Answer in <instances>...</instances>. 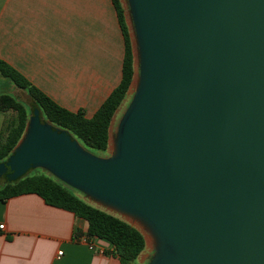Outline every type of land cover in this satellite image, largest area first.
Returning a JSON list of instances; mask_svg holds the SVG:
<instances>
[{
  "label": "water",
  "instance_id": "95a60500",
  "mask_svg": "<svg viewBox=\"0 0 264 264\" xmlns=\"http://www.w3.org/2000/svg\"><path fill=\"white\" fill-rule=\"evenodd\" d=\"M126 2L135 73L108 155L35 109L0 178L47 172L138 230L147 264H264V0Z\"/></svg>",
  "mask_w": 264,
  "mask_h": 264
},
{
  "label": "crops",
  "instance_id": "0c3cea01",
  "mask_svg": "<svg viewBox=\"0 0 264 264\" xmlns=\"http://www.w3.org/2000/svg\"><path fill=\"white\" fill-rule=\"evenodd\" d=\"M123 58L112 0H0V60L68 111L91 118L120 83ZM8 118L0 112V138ZM0 225V264H120L85 220L35 194L0 201Z\"/></svg>",
  "mask_w": 264,
  "mask_h": 264
},
{
  "label": "trees",
  "instance_id": "16d2710c",
  "mask_svg": "<svg viewBox=\"0 0 264 264\" xmlns=\"http://www.w3.org/2000/svg\"><path fill=\"white\" fill-rule=\"evenodd\" d=\"M124 38V58L121 80L91 118L84 112L68 111L31 85L20 73L0 60V76L7 79L15 95L0 93V112H12L15 116L7 119L0 138V161L5 160L21 139L28 119L37 109L43 121L55 129L68 132L88 151L105 152L109 146L110 124L115 112L126 98L135 73L133 48L130 31L120 0H112ZM19 94V96H18ZM21 94L24 98H20ZM35 194L46 205L69 211L86 221L87 237L98 238L111 244L107 254L118 258L120 264H136V259L145 248L142 234L119 218L84 201L72 188L48 173L29 171L23 177L0 183V201L24 195Z\"/></svg>",
  "mask_w": 264,
  "mask_h": 264
},
{
  "label": "rangeland",
  "instance_id": "374dc122",
  "mask_svg": "<svg viewBox=\"0 0 264 264\" xmlns=\"http://www.w3.org/2000/svg\"><path fill=\"white\" fill-rule=\"evenodd\" d=\"M121 1V4H122V7H123V10H124V15L126 17V22H127V25L129 27V31H130V37H131V40L133 41L134 39V33H133V28H132V23H131V20H130V16H129V12H128V7H127V2L126 0H120ZM133 50H135L134 46H133ZM5 85H4V84ZM10 82L1 77L0 76V93L1 92H5V93H9V94H12V95H15V93L17 94L18 92L16 90L13 89V87H11L10 89L7 88L6 85H9ZM131 95H132V90H130L127 94V97L125 98V100L122 102L121 106L118 108L114 118H113V121H112V125H111V128H110V135L113 136L114 135V132H115V129H116V126H117V123H118V120L120 118V116L122 115L124 109L126 108V106L128 105L130 99H131ZM19 96V94H18ZM21 99L24 98V96L21 94ZM25 99V98H24ZM8 116H9V120L12 119L15 114L12 113V112H9L8 113ZM110 152V145L109 147L107 148V150L105 152H101V151H93V154H95L96 156H99V157H105L106 155H108V153ZM34 172H40V173H47L45 171H42L40 169H36V170H33ZM79 194V193H78ZM79 196L84 200L86 201L87 203H89L84 197L83 195L79 194ZM151 256V250L149 249L148 246H145L144 250L141 252V254L138 256V258L136 259V264H147L149 258Z\"/></svg>",
  "mask_w": 264,
  "mask_h": 264
},
{
  "label": "built area",
  "instance_id": "2783aa9c",
  "mask_svg": "<svg viewBox=\"0 0 264 264\" xmlns=\"http://www.w3.org/2000/svg\"><path fill=\"white\" fill-rule=\"evenodd\" d=\"M3 229V225H0V230ZM83 241H85V238H82ZM111 251V250H110ZM99 252H102L101 250H99ZM62 253L61 252H58L57 253V256H60Z\"/></svg>",
  "mask_w": 264,
  "mask_h": 264
},
{
  "label": "flooded vegetation",
  "instance_id": "af4514ba",
  "mask_svg": "<svg viewBox=\"0 0 264 264\" xmlns=\"http://www.w3.org/2000/svg\"><path fill=\"white\" fill-rule=\"evenodd\" d=\"M7 173H8V171H7ZM3 178H4V176H2V177L0 178V183L2 182Z\"/></svg>",
  "mask_w": 264,
  "mask_h": 264
}]
</instances>
